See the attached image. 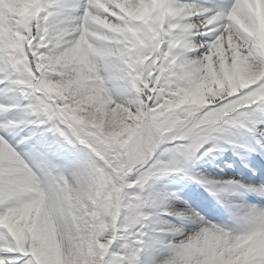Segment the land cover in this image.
<instances>
[{
  "label": "snow or ice",
  "instance_id": "snow-or-ice-1",
  "mask_svg": "<svg viewBox=\"0 0 264 264\" xmlns=\"http://www.w3.org/2000/svg\"><path fill=\"white\" fill-rule=\"evenodd\" d=\"M228 148L264 159V0H0V264H264V182L195 171Z\"/></svg>",
  "mask_w": 264,
  "mask_h": 264
},
{
  "label": "bare ground",
  "instance_id": "bare-ground-1",
  "mask_svg": "<svg viewBox=\"0 0 264 264\" xmlns=\"http://www.w3.org/2000/svg\"><path fill=\"white\" fill-rule=\"evenodd\" d=\"M249 146L259 149L254 140L249 139ZM243 158V159H242ZM264 162V159L259 157L255 151H248L244 148H228L223 152H216L213 155L206 157L200 161L195 171L201 175L212 178L229 179L240 177L244 181L254 182L263 180V175L258 171V165ZM225 163L224 169L220 170L217 165ZM247 164V167L245 166ZM250 169V170H249ZM230 171L233 174L224 176ZM255 171V175H253ZM175 179V180H173ZM157 187L177 192L183 200H186L196 211L202 215H210L216 218V222L226 221L227 213L217 204L214 197L206 192L202 187L192 183L180 175L170 176L159 182ZM231 199L239 203H257V198L250 194H237ZM177 207L181 206L180 201H172ZM167 255L166 251L152 249L145 253V264H154V262L162 260Z\"/></svg>",
  "mask_w": 264,
  "mask_h": 264
},
{
  "label": "rangeland",
  "instance_id": "rangeland-1",
  "mask_svg": "<svg viewBox=\"0 0 264 264\" xmlns=\"http://www.w3.org/2000/svg\"><path fill=\"white\" fill-rule=\"evenodd\" d=\"M217 167L220 168V170H222V169H224V167H225V163L220 164V165H217ZM231 174H233V171H230V172H228V173H226V174H223V175L227 177V175H231ZM173 180H175V179H173ZM221 222H222V221H221Z\"/></svg>",
  "mask_w": 264,
  "mask_h": 264
}]
</instances>
